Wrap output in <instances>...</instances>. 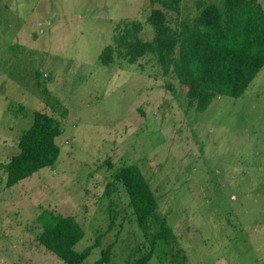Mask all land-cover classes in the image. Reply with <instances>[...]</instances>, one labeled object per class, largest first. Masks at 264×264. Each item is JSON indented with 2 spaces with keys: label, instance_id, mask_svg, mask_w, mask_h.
I'll list each match as a JSON object with an SVG mask.
<instances>
[{
  "label": "rangeland",
  "instance_id": "rangeland-1",
  "mask_svg": "<svg viewBox=\"0 0 264 264\" xmlns=\"http://www.w3.org/2000/svg\"><path fill=\"white\" fill-rule=\"evenodd\" d=\"M222 1L181 0L179 12L166 10L167 21H193L199 4ZM3 2L0 264H64L38 241L39 217L48 212L80 224L75 250L95 245L82 264L107 246L103 264L143 255L147 242L112 178L124 164L138 166L149 182L184 264H264V65L242 96L219 95L197 111L153 56L133 64L98 60L126 23L140 22L139 36L150 40L146 17L161 8L157 3L11 0L10 10H21L17 18L1 9ZM258 2L264 11V0ZM35 111L59 123L58 158L7 186L1 165L18 152ZM146 264L160 263L152 257Z\"/></svg>",
  "mask_w": 264,
  "mask_h": 264
},
{
  "label": "trees",
  "instance_id": "trees-1",
  "mask_svg": "<svg viewBox=\"0 0 264 264\" xmlns=\"http://www.w3.org/2000/svg\"><path fill=\"white\" fill-rule=\"evenodd\" d=\"M150 2L161 7L153 8L146 17L153 29L152 38L143 40L139 36L140 22L126 23L113 37L114 45L105 46L99 53V62L107 65L116 56L133 64L151 55L164 76L173 75L186 88L187 103L197 111L205 110L219 95L242 96L264 65V11L258 0L199 4L195 19H181L176 27L168 23L166 10L179 12L181 0ZM60 132L56 119L35 111L31 125L19 136L18 152L1 165L6 172V185H14L41 168L53 166L59 155L55 137ZM112 178L124 189L148 245L143 255L127 259L126 264H146L152 257L160 264H184L185 255L173 228L159 211L157 198L139 167L121 165L113 171ZM39 221L42 231L38 241L64 264H82L95 246L74 249L83 237V230L71 216L48 212L40 215ZM109 254L107 246L91 264L107 263Z\"/></svg>",
  "mask_w": 264,
  "mask_h": 264
},
{
  "label": "crops",
  "instance_id": "crops-1",
  "mask_svg": "<svg viewBox=\"0 0 264 264\" xmlns=\"http://www.w3.org/2000/svg\"><path fill=\"white\" fill-rule=\"evenodd\" d=\"M2 4H3V7H1V9L4 10L6 12V14H13L17 18L19 17V13H20L21 10H17V11H14L13 9L10 10V8L8 6V4L9 5L11 4V0H4V2ZM30 11L34 12V9H31ZM6 14H5V16L7 17Z\"/></svg>",
  "mask_w": 264,
  "mask_h": 264
}]
</instances>
